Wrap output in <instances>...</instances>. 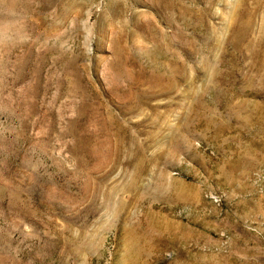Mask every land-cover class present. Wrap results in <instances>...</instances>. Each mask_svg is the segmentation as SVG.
I'll return each instance as SVG.
<instances>
[{
	"label": "rangeland",
	"instance_id": "1",
	"mask_svg": "<svg viewBox=\"0 0 264 264\" xmlns=\"http://www.w3.org/2000/svg\"><path fill=\"white\" fill-rule=\"evenodd\" d=\"M237 2L0 0V264H264V0Z\"/></svg>",
	"mask_w": 264,
	"mask_h": 264
},
{
	"label": "bare ground",
	"instance_id": "2",
	"mask_svg": "<svg viewBox=\"0 0 264 264\" xmlns=\"http://www.w3.org/2000/svg\"><path fill=\"white\" fill-rule=\"evenodd\" d=\"M246 1L247 0H238V2L234 5V4H232V9H231V13H230V15H229V17H230V23L231 22H233V21H236L235 19H236V17H237V14L239 13V11H241L242 10V8L244 7V5H245V3H246ZM169 4V3H168ZM170 5V4H169ZM177 6V5H176ZM168 7V6H167ZM246 7V6H245ZM180 9V8H179ZM167 10V9H166ZM173 10V9H172ZM184 10V9H183ZM182 11V10H181ZM189 11V10H188ZM246 11V10H245ZM185 13L187 14V12L185 11L184 12V14H183V11H182V15L184 16L185 15ZM249 14H251V12H248ZM249 14H247L248 16H249ZM181 15V16H182ZM188 16H189V13L187 14ZM186 15V16H187ZM206 15H211V13L210 14H208V13H206V12H204L203 14H201L199 17L203 20V18H205V16ZM246 15V16H247ZM178 16V15H177ZM243 17V16H242ZM187 19V18H186ZM189 19V18H188ZM238 19V18H237ZM245 19V18H244ZM200 20V19H199ZM202 23H204V22H202ZM247 24H248V21H247ZM243 27H244V25H243ZM246 27V26H245ZM250 28V27H249ZM241 37H243V36H241ZM236 44H238V43H236ZM238 46H239V44H238ZM178 63V62H177ZM181 63V62H180ZM179 64V63H178ZM174 65V64H173ZM182 65V64H181ZM175 66V65H174ZM183 66H184V64H183ZM175 68V67H174ZM177 68V67H176ZM185 68V67H184ZM171 69V68H170ZM172 70V69H171ZM177 70V69H176ZM176 74V73H175Z\"/></svg>",
	"mask_w": 264,
	"mask_h": 264
}]
</instances>
